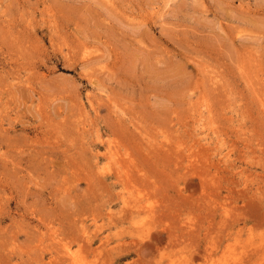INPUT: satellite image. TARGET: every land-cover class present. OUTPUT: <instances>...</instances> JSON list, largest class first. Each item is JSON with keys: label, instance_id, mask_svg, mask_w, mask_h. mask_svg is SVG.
<instances>
[{"label": "rangeland", "instance_id": "rangeland-1", "mask_svg": "<svg viewBox=\"0 0 264 264\" xmlns=\"http://www.w3.org/2000/svg\"><path fill=\"white\" fill-rule=\"evenodd\" d=\"M0 264H264V0H0Z\"/></svg>", "mask_w": 264, "mask_h": 264}]
</instances>
